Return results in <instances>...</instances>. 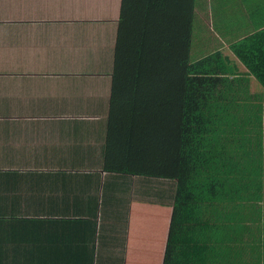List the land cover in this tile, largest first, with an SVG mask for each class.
<instances>
[{"label": "crops", "instance_id": "crops-1", "mask_svg": "<svg viewBox=\"0 0 264 264\" xmlns=\"http://www.w3.org/2000/svg\"><path fill=\"white\" fill-rule=\"evenodd\" d=\"M202 2V24L234 29L204 24L202 45L219 43L209 53L264 29V0H207L211 16ZM121 7L0 0V264H163L174 181L105 168L112 72L99 48ZM236 169L235 196L264 198V163Z\"/></svg>", "mask_w": 264, "mask_h": 264}, {"label": "trees", "instance_id": "trees-1", "mask_svg": "<svg viewBox=\"0 0 264 264\" xmlns=\"http://www.w3.org/2000/svg\"><path fill=\"white\" fill-rule=\"evenodd\" d=\"M196 6L122 0L113 46L99 48L112 72L105 168L174 181L163 264H264V198L236 197L234 179L264 163L252 137L264 132V29L199 55Z\"/></svg>", "mask_w": 264, "mask_h": 264}, {"label": "rangeland", "instance_id": "rangeland-1", "mask_svg": "<svg viewBox=\"0 0 264 264\" xmlns=\"http://www.w3.org/2000/svg\"><path fill=\"white\" fill-rule=\"evenodd\" d=\"M202 1L205 2V10H206V12L202 15L209 14V16H211V11H209V9H208L209 4H211V3H208L207 0H196V3H197L196 7H198V9H201L202 5H204V3ZM198 19L196 21L197 30L194 31V38H193L194 40L199 39V37L203 38V29H204L203 26H204V24L206 25V28L208 30H211L209 32H211V34L213 36L217 35L219 38L220 37H222V38L226 37L224 35L226 30L234 31V29L231 26H228V25L225 27L221 26L222 24L219 22L218 19L212 20V18H211V20H212V22H211V21H206V18H202L203 24ZM218 45H219V43H204V45L200 44L199 48L203 49V53H207V52L209 53V52L215 50L218 47Z\"/></svg>", "mask_w": 264, "mask_h": 264}]
</instances>
